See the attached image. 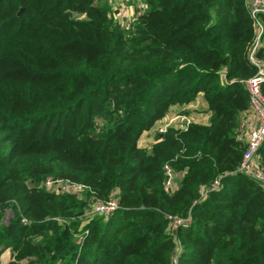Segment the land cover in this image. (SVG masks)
Wrapping results in <instances>:
<instances>
[{
	"label": "trees",
	"instance_id": "obj_1",
	"mask_svg": "<svg viewBox=\"0 0 264 264\" xmlns=\"http://www.w3.org/2000/svg\"><path fill=\"white\" fill-rule=\"evenodd\" d=\"M143 1L127 31L108 0H0L8 264H264V186L238 169L249 0ZM199 94L207 123L138 145ZM257 161L264 174V141ZM165 165L180 174L170 191ZM48 178L81 187L53 191ZM111 198L108 217L93 213Z\"/></svg>",
	"mask_w": 264,
	"mask_h": 264
},
{
	"label": "built area",
	"instance_id": "obj_2",
	"mask_svg": "<svg viewBox=\"0 0 264 264\" xmlns=\"http://www.w3.org/2000/svg\"><path fill=\"white\" fill-rule=\"evenodd\" d=\"M114 1H117V3L112 8L113 12L116 14L123 13L124 19L127 22L125 27H130L131 20L134 19L135 14L131 11L129 12V8L123 4L125 1L129 2L130 0ZM109 2L111 5L113 4V0H109ZM248 7L250 15L254 21L256 36L251 46L247 49V60L255 68V72L248 78L242 80L249 96L250 108L240 125L241 133L244 135L247 146L243 152L242 160L238 169L240 172L254 177L264 186V174L257 161V152L264 141V96L261 93V86L264 84V61L257 55L264 35V23L259 19V15L264 13V0H249ZM169 120L170 122H173L172 120H174L177 125L176 128L180 129L186 128L191 122L188 115L181 113L177 114L172 120ZM166 126L168 127L171 125L167 124ZM163 130L164 129H160V132H163ZM164 169L167 176L165 188L170 190L174 174L168 166L165 165ZM43 184L46 188L53 191L71 192L72 190H79L81 187L80 185L49 178L46 179ZM61 184L62 186H60ZM116 207L117 201L111 198L105 203L97 202L94 206L93 213H102L105 217H108ZM8 214L9 213L7 212V215ZM176 222L180 223L178 220ZM11 260H13L12 257Z\"/></svg>",
	"mask_w": 264,
	"mask_h": 264
},
{
	"label": "rangeland",
	"instance_id": "obj_3",
	"mask_svg": "<svg viewBox=\"0 0 264 264\" xmlns=\"http://www.w3.org/2000/svg\"><path fill=\"white\" fill-rule=\"evenodd\" d=\"M108 2H109V0H108ZM116 3H117V1L115 2L113 0V4L111 5L110 8L112 9ZM123 4L127 8H129L128 11L133 12V14H135L136 11H144L145 9H147L146 4L143 0H130L129 2L125 1ZM110 12H111V15H109V16L113 21L117 22L121 27H124V30L128 31L130 29V27H125L127 22L124 19L123 13H119V14H121V15H119L118 13L116 14L115 12H112V11H110ZM182 110L188 111V114H189L188 117L193 122L207 123V121H208L207 116L209 114H208L207 109H206V103H205L202 95L200 94L199 96L196 97L195 100H193L189 104H186V106L184 105L183 108H180L178 110L170 112L169 118L167 120H158L150 130L144 131L138 139V142H137L138 145L140 147L145 148V149H150L151 146L156 142L157 133H161V134L164 133L165 130L167 129V126H166L167 124L173 126L174 128L177 127V125L175 124V121L172 119L177 114L180 113L179 111H182ZM169 119H171L173 122H170ZM160 129H164L163 132H160ZM241 136H243V138H244L243 134H241ZM179 177H180V174H177L174 176L170 190H172L176 187L177 179ZM60 186H62V184ZM170 190H168V191H170ZM7 212L9 213V211H7ZM0 259H1V262H0L1 264H8V262H9V261L7 262V260H5V257L3 256V252L0 256Z\"/></svg>",
	"mask_w": 264,
	"mask_h": 264
},
{
	"label": "crops",
	"instance_id": "obj_4",
	"mask_svg": "<svg viewBox=\"0 0 264 264\" xmlns=\"http://www.w3.org/2000/svg\"><path fill=\"white\" fill-rule=\"evenodd\" d=\"M200 95V94H199ZM198 95V96H199ZM186 106V105H185ZM181 108H183V107H181ZM209 116V115H208ZM208 116H207V118H208ZM3 256L5 257V260H7V262L8 261H10L11 260V250H10V248H6L4 251H3ZM0 262H1V259H0ZM9 263V262H8Z\"/></svg>",
	"mask_w": 264,
	"mask_h": 264
}]
</instances>
